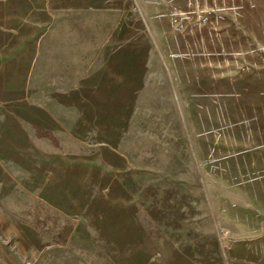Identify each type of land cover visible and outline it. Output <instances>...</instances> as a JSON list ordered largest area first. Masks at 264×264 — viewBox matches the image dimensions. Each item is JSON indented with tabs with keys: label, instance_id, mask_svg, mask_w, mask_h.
<instances>
[{
	"label": "rangeland",
	"instance_id": "1",
	"mask_svg": "<svg viewBox=\"0 0 264 264\" xmlns=\"http://www.w3.org/2000/svg\"><path fill=\"white\" fill-rule=\"evenodd\" d=\"M0 264H264V0H0Z\"/></svg>",
	"mask_w": 264,
	"mask_h": 264
}]
</instances>
